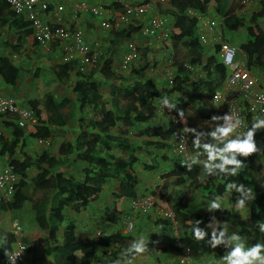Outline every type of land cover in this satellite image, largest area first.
Listing matches in <instances>:
<instances>
[{
    "label": "trees",
    "instance_id": "1",
    "mask_svg": "<svg viewBox=\"0 0 264 264\" xmlns=\"http://www.w3.org/2000/svg\"><path fill=\"white\" fill-rule=\"evenodd\" d=\"M229 1L233 0L171 1V6L166 8L165 12L175 19V31L169 32V37L179 53L180 50H183L184 58H178V51H175L174 55L170 53L166 57L159 52L154 58L153 48L147 46L141 48V57L138 60L137 68L119 69L118 61H114V55L118 45L125 39L131 38L137 29L131 28V26L122 31L112 30L109 47L106 48V51L99 50L95 62L91 65L87 64L85 60L92 59L94 51L82 57H69L70 53H66L58 42L48 43L46 47L50 52L57 49L63 55L61 63L50 67L53 78L58 84L67 88L66 92L60 93L59 97L55 96L56 98H54L53 111L57 112L60 117L54 120L44 119L42 102L37 98L28 99L25 106L33 111L38 123L25 127L12 123L11 139H5L3 135H0V165L10 167L19 176L11 198L0 197V213L19 211L24 209L28 202V206L34 210V219L38 226L48 230V233L52 235L45 244L47 253L28 248L32 264H113L115 260H120L121 264H129L133 254L126 253L123 259L121 253L134 239L133 236L118 231L109 235L97 236L92 241H79L76 224L69 219V210H73L76 214L84 211L99 198L104 186L116 178H120L121 194L119 197L137 196L140 177L135 167L139 157L134 152L138 145L130 134L132 130L149 134L145 127L157 118L160 106H162L160 102L162 96L167 94L172 97L186 89V84L183 83L189 79L183 70L186 60L205 61L208 79L212 81V84L225 77L226 68L224 65L219 63L215 56L206 57L205 51L202 50L196 35L197 22L186 14L188 7L201 10L215 2V10L222 15L228 30L236 32L241 28L245 30L244 35L247 43H240V51L247 54L250 65L260 68L264 73V29L259 23V20L264 16V2L260 11L251 17H242L232 13L234 8L225 9L226 3ZM10 14L19 20L25 19L27 33L33 34L31 24L25 14H17L13 10L10 11ZM37 44L39 43L37 42ZM87 44L92 48L89 42ZM185 52L186 54H184ZM174 57L173 66H176L180 75L175 85L167 90H162L157 83L166 73L164 67H160L159 76H155V74L149 76L147 70L163 63L167 66ZM152 60L155 62L154 64L151 63ZM1 68L0 75L3 80L7 84L16 86L20 80L21 72L15 68L12 62L5 63ZM200 85H204V83H200ZM194 97H197V93L194 94ZM122 98L128 102L123 103ZM188 105V99L183 103L176 104L174 113L178 118L187 114ZM76 113L88 115L87 118L91 116L87 125L84 123L85 116L79 119L80 128L88 127L91 130L89 133L78 131L76 143H62L58 155L48 149L35 156H29L26 153L27 133H29V138L47 143V140L51 141L54 135L52 125H67L75 119ZM120 123L124 125L123 131L119 135L111 134V130ZM168 126L169 128L164 129L158 125L154 130V134H161L159 142L155 144L160 149L169 146L168 141L175 131V125ZM195 133L201 134V144L216 143L208 133L202 130L195 131ZM195 133L187 132L190 136L188 147L195 154L201 152L202 155H206L202 149L194 147ZM107 142L116 144L125 152V155L118 156L108 151L105 147ZM53 144V141L50 142V146ZM144 145L151 148L153 143L147 141ZM76 152L75 160H81L88 164L85 170L87 178L84 180L76 179L65 172V168L72 162V157ZM16 155L19 158H14ZM180 157L182 159L179 165L169 174L175 178L176 186L180 188L185 186L182 193L174 196L172 204V209L177 217L178 231L188 234L197 222H199L197 226L201 227L212 222L215 218H221L250 238L253 245L257 242H264V233L260 232L258 226L260 222H264V186L258 182L254 169L256 159H260L264 163V147L260 150L256 146V151L247 157L238 156L244 165L237 175L227 177L210 176L205 173L204 167L199 163L191 164V167H188L190 161L186 160L184 155H180ZM159 163V161H155V166L151 164L147 165V168L155 170ZM33 169L38 171L35 176L30 173ZM229 182L235 183L237 187L243 185L245 189L251 188L252 191L248 193L246 191L238 192L236 188L229 189L226 187ZM191 191H199L211 201L216 196L222 198L230 192L244 198H249L251 195L249 214L247 217L239 215L238 210L234 208L237 202L234 203L231 198L229 199V203L233 205L231 208L211 209L203 214L194 213L188 204ZM14 223L20 225V232H25L23 225L16 219H12V224ZM65 224L63 236L59 240L56 235L60 233ZM2 236L0 264H6L5 250L13 251L14 243L20 238L14 231L3 232ZM227 239L228 235L225 232L222 242L217 245L215 256L217 259L224 252ZM22 241L27 243L28 239H22ZM101 249L103 252L98 253V250ZM160 250L162 254L183 253V249L176 246L175 241L161 247Z\"/></svg>",
    "mask_w": 264,
    "mask_h": 264
},
{
    "label": "crops",
    "instance_id": "2",
    "mask_svg": "<svg viewBox=\"0 0 264 264\" xmlns=\"http://www.w3.org/2000/svg\"><path fill=\"white\" fill-rule=\"evenodd\" d=\"M50 8H53L57 1H64L66 3L67 9L70 11L68 17H64L65 23L74 28L73 18H70L71 8L74 5L73 3L84 2L88 3V5L92 6L96 2L92 0H45ZM126 3H137L138 0H120ZM237 7L234 8L233 12L238 15L240 9V0H235ZM216 4L215 2H213ZM262 6V4H261ZM10 7L0 0V70L1 67L7 63L12 62L15 65V68L21 72V77L16 86H12L7 84L0 75V90L5 95H17L15 91H18L19 95H24L32 86V79H28L23 77V72H34V76L36 79L40 80L42 78V73L44 71H48L49 81H45V84L52 82L53 88L50 92L48 99H43L37 97L42 102L43 107V118L46 119H56L60 117L57 112H50L48 104L54 105L55 96L61 95L60 93L66 92L67 88H64L58 82L51 77L52 71L50 67H54L57 64L63 61V55L57 49H53L52 52L49 51L48 47H43L34 40V37L31 33H27V28L25 25V19L19 20L10 14ZM218 14V13H217ZM23 16V15H20ZM264 17V16H263ZM147 20L150 19V15L145 17ZM79 19L81 22V27L84 29L86 38L90 44H93L94 41L100 40L104 42L107 37V31L100 29L99 22L93 18L92 14H89L87 10H82L79 12ZM134 38H137V34L134 35ZM240 43H247L246 38L243 41L237 42V46H240ZM235 44V43H234ZM48 50V51H47ZM158 55V54H157ZM32 69V70H31ZM155 76H159V70L154 73ZM41 77V78H40ZM159 80V77H157ZM1 85H5L10 87L11 89H7L2 87ZM39 89V88H38ZM26 90V92H24ZM32 93V92H30ZM29 93V95H30ZM191 104L189 103L187 107V114L184 116L186 120H184L182 128L185 131H192L191 129L197 132L198 129L202 127H193L198 124V120L203 116V112L200 111L196 117L192 116L190 111ZM211 110V108H210ZM78 112V111H76ZM212 113V112H211ZM202 114V115H201ZM226 115L222 109L217 107L216 112L212 113L210 116L211 122H208L207 127H211L213 130L217 124L223 123L222 120H213L214 116H224ZM85 116L84 114L76 113L75 119L70 121L67 125H52V130L54 131V135L52 140H47L48 142H41L38 139L29 138V133L26 134V140L28 139L27 146L25 148L26 153L29 156H35L36 154L43 153L45 150H51L53 154H59V147L64 142L76 143V135L78 131H83V133H89L91 131L88 127L80 128L79 119L80 117ZM88 116V115H87ZM85 116L84 123L87 125L88 119H91V116L87 118ZM182 117V120L183 118ZM78 119V120H77ZM16 120L14 116H0V135H3L5 139H11V131H12V123ZM212 123H215L214 125ZM162 126L164 129L169 128V126L164 124H158L156 121H152L146 128L149 131V134H142L139 130L137 131V137L134 138L137 142L138 148L134 152L139 160L136 164V171L138 176L140 177V183L137 188V196L136 197H119L121 194L120 189V178H116L108 182L102 192L100 193L99 198L91 203L84 211L76 214L73 210H69V219L74 221L76 224V233L79 241H92L97 236L109 235L111 233H115L121 231L124 233V225H125V216L129 215L132 212L131 200L133 198L143 197L145 195H153L158 206L163 207L165 209L172 210L173 199L176 194H180L185 189V186L178 187L175 185V178L171 175L172 171L179 165L181 161L180 154L177 153L175 145L169 143L164 148H158L155 146L157 142H159V135L154 134V130L156 126ZM124 125L120 123L118 126L111 130V134L119 135L123 130ZM208 129V128H207ZM201 131V130H199ZM151 134V136H149ZM133 139V140H134ZM54 142L53 145L50 146V142ZM147 141H152L153 145L151 148L145 147V143ZM175 144V143H174ZM256 144V142H255ZM50 146V147H49ZM105 147L111 153L123 156L125 152L118 147L116 144L107 142ZM195 154V153H194ZM26 155V154H25ZM76 154L72 157V162L65 168L66 174L69 176H73L76 179L84 180L87 178V174L85 170L87 169V163L81 160H75ZM196 155V154H195ZM194 157V156H193ZM14 158H19L18 155L14 156ZM192 158V157H191ZM191 158H186V160L191 161ZM206 159V155H200L198 158V162L201 166L204 167V161ZM155 161H159L157 168L154 170L148 169L147 165L153 164L155 166ZM255 169V167H254ZM31 175L35 176L38 171L31 170ZM187 186V185H186ZM203 194H205L203 192ZM251 195L249 198L238 197L232 192L225 194L222 197L221 203L224 209L231 208L233 205L229 203V199H233L234 203L240 199L245 200L244 207H237L235 205L239 215L243 217H247L249 214V203L251 201ZM158 200V201H157ZM211 202L210 199L205 198L202 193L199 191H191L189 193V208L193 206L199 208L200 210L194 211L197 214H203L210 211L208 208V204ZM163 204V205H160ZM193 204V205H192ZM31 207L26 208L25 211H30ZM32 209V208H31ZM34 212V210H31ZM13 214V213H12ZM135 223L132 232L129 234L134 237V239L140 234L144 233L147 244V250L145 253L132 256L130 258L129 264H176L179 262L182 254L177 252H171L167 254H162L160 250L161 247L166 246L168 244L174 243L175 234L172 227V223L164 218H161L157 213H137L134 215ZM12 221V220H11ZM32 221H35L33 219ZM32 221L27 222V225H31ZM3 223V220L0 219V225ZM37 224V222L35 221ZM211 225V226H209ZM27 226L28 234H23L19 231V238L28 239L26 243L28 247L33 248L38 252H46L45 244L49 237L52 235L48 233V230L40 228L37 224V227L29 228ZM66 227V224L61 229L60 233L56 235V237L61 240L63 229ZM206 232V236L203 240L194 239L193 231L188 232V234H182L179 231L181 236V240L178 245L180 248H186L187 246L192 249L191 253V261L192 264H226L223 257H225L234 246V241L231 240L233 234H238L240 240L244 243L246 247H251L253 245V241L246 237L239 229L235 226H232L229 222L224 221L221 218H215L212 222L206 223L203 226L199 227ZM213 228L217 230V233L220 229H223L227 235V244L224 252L217 259V245L211 246L208 241L211 237ZM179 230V229H178ZM36 231V232H35ZM4 231L0 228V242L3 241L2 233ZM12 232V231H11ZM34 237H33V236ZM36 235L39 238H36ZM43 237V240L40 237ZM26 241V240H24ZM17 242V240H16ZM16 242L14 243L16 245ZM61 242V241H60ZM103 252V249L98 250V253ZM99 256V255H97Z\"/></svg>",
    "mask_w": 264,
    "mask_h": 264
},
{
    "label": "built area",
    "instance_id": "3",
    "mask_svg": "<svg viewBox=\"0 0 264 264\" xmlns=\"http://www.w3.org/2000/svg\"><path fill=\"white\" fill-rule=\"evenodd\" d=\"M11 9L17 14H25L33 29L35 38L43 45L58 42L59 46L71 56H84L94 51L93 58L87 59L85 62L91 65L95 62L96 55L99 53V43L96 42L94 48H91L87 42L84 32L80 28L71 29L67 25L64 26L65 5L58 4L49 14V18L44 14L47 10V2L45 0H5ZM99 4L92 6V12L95 16L100 17L101 26L122 29L134 27L141 30L145 36H154L159 44L166 39L169 34L166 33L165 25L167 18L160 14L159 8L170 4L171 0H142L137 3L116 4L118 9H112L103 4L102 0ZM264 0H240L239 15L242 17H251L260 11L261 4ZM82 7L84 4L81 5ZM188 14L199 19L200 39L206 46L205 49L212 53H216L219 47L218 56L219 63L226 68L225 77L215 83L212 100L226 114H237L244 120V125L250 126L254 118L264 116V73L260 68L249 64L248 56L237 48L236 45L229 42L221 33L222 18L216 20L206 17L203 12L188 9ZM150 15L151 21L147 22L144 16ZM76 23V17L74 18ZM143 22V25L141 23ZM135 29V31L137 30ZM230 57V59H229ZM140 58L139 46L136 41H129L127 51L124 52L120 59L119 69L127 70ZM67 59V56H66ZM166 71L161 80L168 81L170 86L174 85L177 79V69L172 63L165 66ZM185 72L189 79L187 80V89L181 95L186 97L189 92L197 89L202 80L206 79L207 74L204 71V65L197 61L193 64L186 63ZM156 69H151L155 72ZM149 76L152 74L149 73ZM173 108L160 106V114L167 117L174 124L179 123L180 119L174 113ZM0 115L15 116L16 123L20 127L26 125H36L38 119L33 111L28 108L19 106L15 97L5 95L0 90ZM242 125L241 131L246 130ZM235 135V133H233ZM173 142L177 153L186 155L188 150V136L182 131H175L173 134ZM254 141L261 145L264 142V129H259L254 133ZM19 176L15 174L10 167L0 165V197L10 199L15 192V185L18 183ZM132 212L125 216L124 233L130 234L134 228L135 216L137 213L155 212L161 218L167 219L172 223L173 230L177 232L176 214L169 209L158 206L153 195H145L131 200ZM14 228L19 229V224L14 223ZM18 231H16V234ZM18 235V234H17ZM177 241V240H176ZM179 243L177 242L176 245ZM28 245L18 239L12 253L19 252L15 260V264H32V257L28 252ZM191 248L184 247L183 254L176 264H191ZM6 264H11L7 256Z\"/></svg>",
    "mask_w": 264,
    "mask_h": 264
},
{
    "label": "clouds",
    "instance_id": "4",
    "mask_svg": "<svg viewBox=\"0 0 264 264\" xmlns=\"http://www.w3.org/2000/svg\"><path fill=\"white\" fill-rule=\"evenodd\" d=\"M92 1L96 2L92 6H96V5L99 4V1H96V0H92ZM102 1H103L102 3L105 4V6H107V7L110 6L112 9H118L119 7H116V4L120 5L123 2V1H120V0H102ZM141 1L142 0H138V2H141ZM3 2H5L8 5V3L5 0H3ZM60 3L65 5V11L66 12L64 13V17H66V16L68 17L70 11L67 9L66 3L64 1H57L53 8H50L49 4L47 3V10L44 11V14L47 15L46 18H49V14ZM73 4L74 5L71 8L70 18H73L74 28L68 26L65 22H64V26L67 25L71 29H77L76 25L78 27L80 26V28L82 29V31L84 32V35L86 37L85 31L82 28L83 26L81 27V22H80V19H79V12H81L82 10L85 9V10H87V12L89 14L93 15V18L96 19L97 22H99L98 24H99L100 29H103V30L107 31L106 33H107V37L108 38H106L104 40V42H101L100 40L94 41L93 44H91L92 48H94L95 45H96V42H98L99 43V50L100 51H103V50L106 51V48H108L109 45H110L111 31L112 30H114V31H122V30L128 28L127 27V28H122V29H115V28H113L111 26L105 28V27L101 26L100 17H97V16L94 15V13L92 12V6L88 5L87 1H86V3L78 2L76 4L75 3H73ZM82 4H84L83 7L81 6ZM8 6L10 7V5H8ZM170 6H171V2H170L169 5L162 6V7L159 8L160 14L167 18V23L165 25L167 34H169V32H172V31L174 32L175 31V28H174L175 19L172 16L168 15V13L165 12V9L170 7ZM10 9H11V7H10ZM188 9H193V10L198 11V12H203L206 15V17L214 18L216 20L222 18V24H221L220 27H221V33L225 36V31L228 30V29L225 27L222 15L220 13L217 14V12H216L217 10H215V4L214 3L209 5V7L202 8L201 10L200 9H194L192 7H188L187 10H186V14L189 17L194 18L196 20V22H197L196 23V29H197L196 35H197V38L200 41L202 50L205 51L206 57L215 56L218 59V61H219V56H218L219 47L216 48V50H217L216 53H212L209 50L205 49L206 46L202 43V41L200 39L199 19L197 17L190 16L188 14V12H187ZM211 11H213L215 13V16L217 18L211 16ZM232 13L235 14L233 12V10H232ZM75 17H76V23L74 21ZM145 17L146 16H144V18ZM146 21L147 22L151 21V16H150V19L149 20L146 19ZM141 25H143V22L141 23ZM135 34H137V38L136 39L134 38ZM32 35L34 37V40L37 41L39 43V45H41L43 47H46L45 45L41 44L35 38L34 34H32ZM86 41L88 42L87 38H86ZM129 41H136L137 42V44L139 46V55H140V57H141V48L147 47V46H149V47L151 46L153 48L154 58L159 52L162 53L165 57L168 54H170V53H173V55H174V52H175L174 49H177V48H174V44H173V41H172L171 37L168 36L166 39H164V41L161 44H159L156 37H154V36H145V35H143L141 33V30L137 29L136 31H134V34L131 36V38L125 39L122 43H120L118 45V47L116 48L115 55H114L115 56L114 61L117 60V56L119 55L120 57H119V60H117V61H118V63H120L119 61L122 58L124 52L127 51V44H128ZM234 45H236V44H234ZM168 47H171L172 49H170ZM237 48L240 49V46H237ZM229 59H230V57H229ZM138 60L135 63H133L131 67L137 68L138 65H139ZM174 60H175V57H174L173 60H170V63L173 64ZM195 62H197V61H195ZM199 62H201L204 65V71H205V74H207V70L205 68L207 65H206L205 61H199ZM151 63L154 64L155 62H153V60H152ZM186 63L193 64L194 62L186 60L184 65H183L184 72H185L184 66H185ZM162 65H160V66L157 65L156 67H153V68H155L158 71V70H160V67ZM151 69L147 70V74H149L151 72ZM177 74H178L177 75V79H178V76L180 75L178 70H177ZM177 79H176V81H177ZM165 82H166L165 80H161V81H158V83H157L158 86L162 90H167V89H169V87L173 86V85L170 86V83H165ZM206 82H209L213 86V92H214L215 84L214 83L212 84V81H210L208 79V75H207L206 79L201 81V83H204V85H205ZM183 83L186 84V89H187V81H185ZM204 85H200L199 87L204 86ZM199 87L197 89L189 92L186 97H182L181 93L183 91L181 93L174 94L172 97H170L167 94H164L162 96V98L160 99V102H161L162 106H166L168 108H173V107L176 106V104L183 103L187 99H188V101L190 103V100L196 98V97H194V94L197 92ZM213 92H212V96H213ZM10 96H12V95H10ZM197 97H198V94H197ZM213 105H214V107L216 109H217V107H219L214 102H213ZM222 111L224 112V110H222ZM159 112H158L157 118L154 119V121H156L158 124L166 123L167 125H170V126L175 125L176 126L175 131H182V132H184L186 134H187V132H189V131L182 130V118H179L180 119L179 123L174 124L167 117H164ZM11 116H13V115H11ZM5 117H7V116H5ZM212 119L213 120H222L223 121V123L217 124L216 127L214 128V130H210L209 133H208V135L214 141H216V143H204V144H201V142H200V135L201 134L200 133H195V130L192 129V131L196 135V138L193 141V145H194V147H196L198 149H202V152L206 154V159L204 161V171H205L206 174H208L210 176H212V175H222L224 177L235 176V175L238 174L239 170L244 165V162L241 159H238V156L247 157L251 153L256 151V146H258V147L260 146L261 147L263 145V143H264L263 142L261 145H258V144H255V141H254V133L257 130H259V129H264V116L255 117L250 126L244 125V120L239 115L233 114V113L226 114V115H224L222 117L214 116V117H212ZM14 123H16V121H14ZM242 125H244L246 127V130H244V131L240 130ZM179 127H181V129H179ZM233 133H235V135H233ZM173 134H172L171 139L168 141V143H172L174 145V142H173V139H172L173 138ZM187 136L189 138L188 134H187ZM201 154H202L201 152H197L195 157L191 158V161L188 164V167H191V164L197 163L198 162V158L200 157ZM186 157L187 156L184 155L185 159H186ZM226 187L229 188V189L236 188V190L238 192L246 191V192L250 193L252 191L251 188L245 189L243 185H241L240 187H237L236 184L233 183V182H229L226 185ZM221 200H222V198L220 196H216L208 204V208L210 210L211 209H220L222 207ZM244 206H245V200L240 199V200L237 201V207H244ZM198 224H199V222H197V224L194 225L192 231H193L194 239L199 241V240H203L205 238L206 232L203 229L199 228L197 226ZM209 226H211V225H209ZM258 226H259L260 232L264 233V222H260L258 224ZM19 227H20V225H19ZM12 228H13V231H14L15 234H16V231H18L17 234L19 236L20 229L16 230L14 228V224H12ZM177 232L179 233L178 225H177ZM224 235H225V232H224L223 229H220L219 232L217 233V230L215 228H213V231H212V234H211V237H210L208 243L211 246L214 247V246H216V245H218V244H220L222 242ZM231 240L234 241L235 243H234V246L232 247V250L225 257H223L224 261H226V264H264V242H257L254 245H252L251 247H246L244 245V243L240 240V237H239L238 234H233L232 237H231ZM147 244H148V242L146 240V237H145L144 233H140L135 239H133L129 243L128 247L123 250V252L121 253V257L124 259L126 253H131V254H133V256H137V255L143 254L147 250ZM5 251H6V255L8 256L9 261L11 262V264H15V260H16L17 256H19L20 253L19 252L12 253L11 250H7V249ZM113 264H121V261L120 260H115V261H113Z\"/></svg>",
    "mask_w": 264,
    "mask_h": 264
},
{
    "label": "rangeland",
    "instance_id": "5",
    "mask_svg": "<svg viewBox=\"0 0 264 264\" xmlns=\"http://www.w3.org/2000/svg\"><path fill=\"white\" fill-rule=\"evenodd\" d=\"M236 7H237L236 2H235V0H233L232 2L229 1L228 3H226L225 9H230V8L233 9ZM211 16L217 18L213 11H211ZM259 23L262 26V28L264 29V17H262L259 20ZM244 33H245V30L242 28L237 32L226 30L225 31V37L228 41L232 42L233 44L234 43L237 44V42L243 41L246 38ZM180 48H182V46H180ZM174 50L178 51L177 49H174ZM177 54H178V58H184L183 57V50H180V53L178 51ZM184 54H186V52ZM119 57L120 56L118 55L117 60H119ZM33 73L34 72H27V71L22 73L23 77H26L28 79H32V86H30V89L27 92H26V90H24V92H26L24 95H19L20 93L18 91H15V93L17 94L16 96L12 95L17 99L19 106L24 107V108H28L25 106L28 99L37 98L39 96H40V98H42L41 100H42L43 104H45L43 99H48L46 96H48V97L50 96L49 94L53 88L52 82L45 84V81H49V77L47 75L48 71H44L42 73V75H41L42 78L40 77L41 80H40L39 86H38V84H36L37 82H39V79H36V77L34 76ZM150 74H152V76H154L153 72H150ZM51 77H54L53 74H51ZM1 86L4 88H7V89H11L10 87L5 86V85L4 86L1 85ZM30 92H32V93H30ZM212 92H213V86L209 82H206L204 86L199 87V89L197 90L196 93L198 94V97L190 100V104H191L190 111H191L193 117L194 116L196 117V115L200 111L203 112L202 118L200 119V121L198 120V124L196 126H193V127H195V128L196 127H202L200 129H198V131L202 130L205 133H209V131L212 129L211 127H207L209 125L207 123L211 122V120H209L210 116L212 115V113L216 112V108L214 107L213 101H212ZM29 93H30V95H29ZM122 102L127 103L128 101L126 99L122 98ZM48 106H49V111L54 112L53 111L54 110L53 104H48ZM210 108H211V110H210ZM184 120H186L185 117L182 120V125H183ZM201 122H204L207 126L203 125V123H201ZM212 124L214 125L215 123H212ZM123 129H124V127L122 128V130ZM174 129H176V128H174ZM179 129H181V127H179ZM192 129H194V128H192ZM182 130H183V128H182ZM130 135L134 139L137 137L138 134H137L136 130L135 131L132 130V133ZM171 137H172V135H171ZM189 138H190V136H189ZM186 156H187L186 158H189V159L191 157L193 158V156L195 157V154L190 150V147H188ZM256 160H257L255 163V171L257 174L256 176H257L258 182L262 186H264V163L260 159H256ZM28 205H29V203L27 202L25 205V208H29L30 206H28ZM160 205H163V204L160 203ZM190 207L194 211L200 210L199 208L196 209V207H194V205L190 206ZM24 209L13 212V214L11 212H1L0 213V219L3 220V223L0 225V228L6 233L13 231L12 221H11L12 219H16L20 224L23 225V228L25 230V232H23V234H26V233L28 234L27 226H30L29 228L37 227V224L35 223V221H32L31 225H27V222H29L35 218L34 217L35 213H33L31 211L32 210L31 208L29 209L30 211H25ZM174 234L176 236L175 240H174L175 243L176 244H177V242L181 243L180 240L182 238H181L180 234L175 231V229H174ZM43 237L44 236H42L40 238L43 240ZM36 238H39V237L36 235ZM191 253H192V249H191Z\"/></svg>",
    "mask_w": 264,
    "mask_h": 264
},
{
    "label": "water",
    "instance_id": "6",
    "mask_svg": "<svg viewBox=\"0 0 264 264\" xmlns=\"http://www.w3.org/2000/svg\"><path fill=\"white\" fill-rule=\"evenodd\" d=\"M263 146H264V143H263V145H262L261 147L259 146L258 148H259L260 150H262V149H263Z\"/></svg>",
    "mask_w": 264,
    "mask_h": 264
}]
</instances>
